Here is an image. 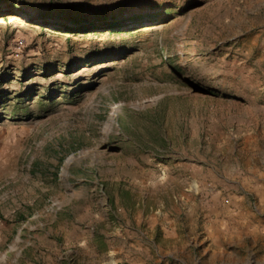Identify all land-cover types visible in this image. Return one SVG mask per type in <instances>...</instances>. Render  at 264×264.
<instances>
[{"label": "rangeland", "instance_id": "374dc122", "mask_svg": "<svg viewBox=\"0 0 264 264\" xmlns=\"http://www.w3.org/2000/svg\"><path fill=\"white\" fill-rule=\"evenodd\" d=\"M108 261L264 264V0H0V264Z\"/></svg>", "mask_w": 264, "mask_h": 264}, {"label": "trees", "instance_id": "16d2710c", "mask_svg": "<svg viewBox=\"0 0 264 264\" xmlns=\"http://www.w3.org/2000/svg\"><path fill=\"white\" fill-rule=\"evenodd\" d=\"M3 1H8V0H3ZM45 14L46 13H43L42 15L45 16ZM55 17L58 20V23H60L59 24L60 26H63L64 28L77 33L84 32L98 26L96 22L88 21L89 18H86L83 15V13L58 15ZM62 21L64 23H61Z\"/></svg>", "mask_w": 264, "mask_h": 264}, {"label": "bare ground", "instance_id": "6f19581e", "mask_svg": "<svg viewBox=\"0 0 264 264\" xmlns=\"http://www.w3.org/2000/svg\"><path fill=\"white\" fill-rule=\"evenodd\" d=\"M23 128H24V130L26 129V127L25 126H22ZM18 130V129H17ZM23 130V131H24ZM113 262V261H112ZM105 264H116L115 262L114 263H110V261H108L107 263H105Z\"/></svg>", "mask_w": 264, "mask_h": 264}, {"label": "built area", "instance_id": "2783aa9c", "mask_svg": "<svg viewBox=\"0 0 264 264\" xmlns=\"http://www.w3.org/2000/svg\"><path fill=\"white\" fill-rule=\"evenodd\" d=\"M105 264V263H104Z\"/></svg>", "mask_w": 264, "mask_h": 264}]
</instances>
